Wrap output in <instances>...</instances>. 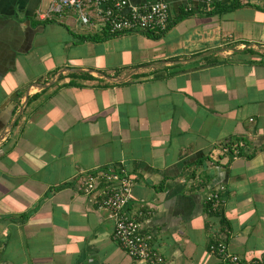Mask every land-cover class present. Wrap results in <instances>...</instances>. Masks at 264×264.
Returning <instances> with one entry per match:
<instances>
[{"label":"crops","instance_id":"0c3cea01","mask_svg":"<svg viewBox=\"0 0 264 264\" xmlns=\"http://www.w3.org/2000/svg\"><path fill=\"white\" fill-rule=\"evenodd\" d=\"M167 1L165 33L112 38L0 0V264H147L83 193L96 170L133 178L164 264L264 256V0Z\"/></svg>","mask_w":264,"mask_h":264},{"label":"built area","instance_id":"2783aa9c","mask_svg":"<svg viewBox=\"0 0 264 264\" xmlns=\"http://www.w3.org/2000/svg\"><path fill=\"white\" fill-rule=\"evenodd\" d=\"M46 12L39 14L42 21L74 18L93 34L121 37L133 33H165L171 24V7L167 0L136 5L129 0H48ZM134 181L125 171L96 170L85 174L81 188L85 195L102 191L99 208L111 213L115 221L113 237L134 260L147 264H164V259L153 248V236L145 233L141 220L145 213L128 212L133 198ZM223 188L207 199L211 212L219 213L223 204ZM209 251L222 264H264V256L244 259L233 254L226 242H211Z\"/></svg>","mask_w":264,"mask_h":264},{"label":"trees","instance_id":"16d2710c","mask_svg":"<svg viewBox=\"0 0 264 264\" xmlns=\"http://www.w3.org/2000/svg\"><path fill=\"white\" fill-rule=\"evenodd\" d=\"M236 7L237 6H232V7H228V6H220V5H217L216 7H215V9H214V11H213V13L215 12H217V13H219V12H223V11H227V10H234V9H236ZM153 34V33H152ZM103 37V36H102ZM104 38H107V37H104ZM97 39V38H96Z\"/></svg>","mask_w":264,"mask_h":264},{"label":"rangeland","instance_id":"374dc122","mask_svg":"<svg viewBox=\"0 0 264 264\" xmlns=\"http://www.w3.org/2000/svg\"><path fill=\"white\" fill-rule=\"evenodd\" d=\"M48 4H49V1L48 0H44L42 8H41L44 12H46V10L48 8Z\"/></svg>","mask_w":264,"mask_h":264}]
</instances>
